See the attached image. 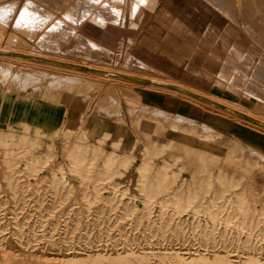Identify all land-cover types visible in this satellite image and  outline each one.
Segmentation results:
<instances>
[{
	"label": "rangeland",
	"instance_id": "obj_1",
	"mask_svg": "<svg viewBox=\"0 0 264 264\" xmlns=\"http://www.w3.org/2000/svg\"><path fill=\"white\" fill-rule=\"evenodd\" d=\"M28 1L0 0V9L12 13L10 20L7 16L0 18V33L4 31L0 48L8 50L7 54L0 52V63L9 67L10 77L0 74V116L21 114V104L58 95L66 96L74 112L76 108L81 112L78 117L68 115L64 124L49 131L19 123L22 117L10 118L11 122L5 121L2 126L0 120V264H182L181 258L189 257V261L201 253L211 257L209 261L219 254L233 264H247L249 259L258 258L263 264L264 153L196 117L163 108L161 111L158 106L133 99L138 93L165 96L163 91L140 85L132 89L129 99V94L123 93L129 84L86 73L91 71L86 70L90 65L123 72L128 56L134 55L166 76L264 119V89L258 85H264V76H256V69H264V45L245 32L243 18L233 21L201 0L215 14L226 18L228 58L223 68L215 65L219 61L215 57L197 59L199 52L192 50L195 44L202 43L198 39L187 42L193 38L179 36L178 45L186 43L183 49L161 43L168 40L173 26L162 14L166 0H157L153 7H136L133 0H114L110 11L125 8L126 27L125 23L118 25L110 20L108 26L98 28L90 19L78 27L70 20L69 13L82 0H31L27 7ZM175 1L166 5L172 8L169 18L182 22L188 28L187 34H194L190 29L200 28L199 19H207L209 14L205 11L201 16L196 11L193 15L197 18L192 19L188 10L191 3ZM130 5L132 11L128 9ZM180 8L184 17L177 15ZM28 11L32 17L23 18ZM25 17L31 19L29 24ZM58 23L75 34H95L102 52L77 54L64 49L56 55L38 47L40 44L36 46L37 37ZM208 23L205 22V31ZM214 23L217 22L212 20L211 28ZM231 50L235 54L253 50V62H260L254 65L252 78L244 86L257 99H248L242 93L237 94L242 102L235 99L232 86L239 80L229 72L235 69L231 67L234 63L241 65L230 58L234 57ZM22 51L37 52L39 57L55 62L69 59L82 69L71 67L76 72L9 57ZM216 51L218 54L219 49ZM208 61L211 69L201 66ZM250 61L243 58L245 64ZM220 70H226L220 75L232 86L216 83L218 75L213 74ZM34 76L40 78L31 80ZM11 101L13 111H4L3 105ZM191 106H184L185 110L199 117L229 119L218 110L196 103ZM93 114L111 121L115 132L95 137L89 130ZM189 124L198 130H187ZM255 130L260 137L264 135ZM157 174L166 179L158 180ZM235 228L243 233L236 234ZM95 252L106 258L88 256ZM141 254H146L143 259L138 258Z\"/></svg>",
	"mask_w": 264,
	"mask_h": 264
},
{
	"label": "crops",
	"instance_id": "obj_2",
	"mask_svg": "<svg viewBox=\"0 0 264 264\" xmlns=\"http://www.w3.org/2000/svg\"><path fill=\"white\" fill-rule=\"evenodd\" d=\"M102 1L103 0H95L94 2H92L90 4L92 7L91 12L87 13L86 16H83V18L81 20L76 21L75 19H77L78 17H70V20L77 27L79 25L82 26L89 19L91 22L94 23V25H93L94 27L98 28V25L108 26V24H107V23H109L108 21L100 24L96 20L89 18L90 16L91 17L94 16L95 11L97 10V6L99 7L100 5H102ZM166 1L167 2L164 5V9L162 11V14L165 16L164 19L168 18V19H170L169 21H172L173 26L171 25L172 27L169 29L168 26L164 25L165 27H167L169 29V32H168L169 38H168V40H163L161 43H165V44H168L170 46L173 45L174 47H176L178 49H183V46H186V43L183 42L182 45H178V44H180V42L177 41L179 36H182V37L185 36L187 38H190V37L193 38V39H186L187 42H188V40H191V42H192V41L198 39L202 43L201 44H198V43L195 44L196 43V41H195L194 42L195 45L193 46L192 51H195V52L198 51L199 55L200 54H202V55L206 54L205 55L206 57L201 58V56L197 55V59L215 57L219 60L215 65L219 66L221 64V65H223V68H225L227 66L226 65L227 64L226 59L228 58V56H227L228 52H227L226 18L222 19L221 16L215 14L213 9L209 6H207L204 2H201V0H194L195 3H193V0H188L192 5V7L190 9H188L191 11L192 19L197 18L193 15V13L196 11H200L201 16H203V14H205V11L209 14V18H207V19L201 18V20L199 19V22L202 24V26L200 28L190 29V30L195 31V33L189 35L190 32H188L189 34H187V32H186V30L188 28H186L182 22L178 23V21H176V20L174 21L173 19L169 18L171 15L170 11L172 12V8H169L166 5L167 4L172 5L171 3L173 0H166ZM177 2L181 3V2H183V0H179ZM167 11H169V12H167ZM176 12H177V15H181V17H184V13H181V12H184V10L182 8L177 9ZM178 12H180V13L178 14ZM198 15H199V12H198ZM203 18H205V17H203ZM212 20L214 22L216 21L217 23H219L218 25H216L214 23L213 24L214 28H211V26H210V25H212ZM61 22H63V20H61ZM205 22L206 23L210 22V23H208L209 25L206 28V31L204 29L205 25H206ZM124 23H118V25L119 24L122 25ZM224 23L226 25H224ZM126 25L127 24L125 23V27H126ZM214 30H217L218 33L215 32ZM67 31H68V28L63 27L59 23L56 24L55 26L53 25V26L49 27L44 34L37 37V40L35 41V45L38 46L40 44V46H38V47L50 52L51 54H56V55L61 54V50L65 51L66 49H68V50L71 49L72 52H76L77 54L82 53V52H90V53L94 54V52L97 50V47L100 46L98 38L95 34H92L91 36H89V35L84 36L82 34H75L72 30V36L70 38H68L65 36V33ZM197 32H199V33H197ZM63 40L65 42H63ZM67 40H70V41L67 42ZM133 41H134V39L131 38L130 43H133ZM210 42H213V45H211ZM206 43H208V45L205 46ZM66 46L68 48H66ZM230 48L232 49L233 46H231ZM216 49H219L218 54H216V52H217ZM195 52L193 54L194 56H196ZM1 53L3 54V52H1ZM4 53L7 54V52H4ZM229 53L230 54L233 53L234 57L232 56L230 58H233L234 60H239L238 63H240V65H241L240 67H238L234 63L231 67H233L235 69L232 70L231 72H229V73H231L232 76H235L239 80L238 81L239 84L237 82V83H234V85L232 84L233 86L229 85L231 83L228 81V79L222 78L220 73L221 72L226 73V70L225 71L220 70L219 72H216L215 74H213V75H218V80H216V83L217 82L218 83H226L227 86L228 85L232 86V89L236 93L235 99L238 100V102H242V101H239V99H237L238 98L237 94H241V93L243 94V95L241 94V96H246V98L249 97L253 100L257 99V97H255L252 94L247 93L244 90L245 84L250 82V80L252 78L254 65L260 63V62H257V63L253 62V59L255 58V54L253 53V50H246L245 52L244 51H238L236 54H235V52H232V50H231V51H229ZM194 56H192V58H194ZM9 57H21V58H24L26 60L34 61L36 63L41 62V63L51 64L49 62H42L40 60L26 58L23 56V54H19L16 56L14 53H11L9 55ZM243 58H245V60H248V59L251 60L249 65L245 64L243 62ZM221 61H222V63H221ZM5 64L6 63H3V62L0 63V74L2 76H4L5 78H10L8 75V68L9 67L5 66ZM211 64L212 63H210V61H208L204 65L201 64V66H204V68H207V69L208 68L211 69L212 68ZM243 64L245 65L244 67H243ZM57 66L62 67L59 64ZM209 73H211V72H209ZM39 78L40 77H38V76H34V77H31V80H37ZM12 84L14 85L15 83L12 82ZM258 85L261 89H264L263 84L261 85V83L258 82ZM213 91H215V90H213ZM167 98H168L167 96L162 97L159 95H154L152 93L151 94H145V96L139 95V99L141 102H148L154 106H158L160 108L169 110L173 113L182 114L185 116L196 117L201 122L212 126L213 128H215L219 132H221L223 134H227V135H233V136L239 138L242 142H246V144L250 145L252 148L260 150L264 153V135L260 137V132L259 133L256 132L255 129L249 128V126H245L244 124H241V123L238 124L237 122L231 121L227 118L225 119L223 117H216V116L214 117L211 115H208V116L203 115V116L199 117V115L195 114L191 110L186 111L185 107H184V106H186V104L179 102V100L170 101ZM226 98L230 99L231 97L226 96ZM12 103H13V101H11V104H9V105H3L5 108L4 111L8 110L9 113L12 112L13 108H14V104H12ZM20 106H22V108L19 110V112H21V114L14 113L12 116L9 114L7 117H4V114L2 113V115H1L2 117L0 116V120H2L1 126L4 125L5 121L11 122L10 118L16 119L18 117H22L19 120V123H21V124H28L31 127L33 126L35 128H40V129L43 128L44 130H48V131L49 130H55L56 128H59L62 124H64V122H66L68 115L74 114V115H76V117H78L80 112H81L79 108H76L75 112H74L71 105L68 106L66 96H63V95H58L57 98H56V96L55 97L51 96L50 98L44 99L42 102L40 100L39 101L33 100V102L27 101V104H21ZM10 107H11V110H10ZM89 123H90L89 124L90 125L89 130L95 137L101 136L105 132H111V133L115 132L114 127H111V124H110L111 121H108V119L107 120L102 119V117H99V114H93L89 118ZM112 123H114V122H112Z\"/></svg>",
	"mask_w": 264,
	"mask_h": 264
},
{
	"label": "bare ground",
	"instance_id": "obj_3",
	"mask_svg": "<svg viewBox=\"0 0 264 264\" xmlns=\"http://www.w3.org/2000/svg\"><path fill=\"white\" fill-rule=\"evenodd\" d=\"M30 1L31 0H29L27 2V4H26L27 7H28ZM94 1L95 0H82L81 3L76 4L73 8V11H71V13H69L70 17H78L79 19L78 18L75 19L76 21L81 20L83 18V16H86L87 13L91 12L92 7L90 4ZM205 1L211 7H213L215 10H217L222 16L225 15L233 21L240 22V18H243L241 23L244 26L245 32L247 34H249L252 37V39H254L255 42H257L261 45H264V0H205ZM69 2H71V1H69ZM128 2L125 1L126 4ZM130 2H132V1H130ZM102 3L104 4V7L102 8V5H100L99 7L97 6L96 17L90 16L89 18L96 20L100 24L105 23V22L110 21V20L115 21V22L117 21L118 23H124L125 22V19H124L125 8L118 9L116 12V10H115L116 7H114L113 13H112V9L110 11V8H111V6H115V1L114 0H103ZM133 3H134V6L138 5V6H142V7H144V6H149V7L152 6L153 7L154 5L158 4L157 0H133ZM105 4H106V6H105ZM130 8L133 9V7H131V5H130V7H128V9H130ZM3 12H4V9H0V18H2V16H4V18H6V16L9 17L8 20H10L12 18V13H9V12L7 13V10H6V12H4V13ZM130 14H132V12ZM29 15H31L29 13V11L26 14L24 12V15L22 17L24 18V16H27V18H28ZM132 15H134V13ZM31 17H32V15H31ZM27 18H26V20L28 21L29 19H27ZM33 18H34V16H33ZM33 18H32V20H33ZM27 21H25V23ZM29 21L31 22V19ZM29 21L27 22L28 24H29ZM37 22L40 23L39 21H37ZM8 23H9V21H8ZM25 23H23V24L25 25ZM34 23H33V25H34ZM38 23H36V24H38ZM132 25L134 26V23ZM32 28H34V27H32ZM4 30H5V28H4ZM3 35H4V31L2 34L0 33V38H3ZM65 36L70 38L72 36V30L68 29V31L65 33ZM12 50H17V49H12ZM102 50H103V48L101 46H99V47H97V50L94 52V54H98L99 51L102 52ZM3 51L6 52L8 50L0 48V52H3ZM3 54H5V53L3 52ZM19 54H23L24 57L35 59V60H36V57L40 56V54H38L37 52H32V51H27V52L22 51ZM28 55H30V56H28ZM118 55H120V54H118ZM128 57H129V60L126 63V65L123 69L124 70L123 72L113 70V69H110L108 67H93L92 65H90L86 70H91V71H88L86 73L90 74V76L98 77L100 79L109 78V79H111L115 82H118L120 84H129V86H128L129 88L127 89V91L123 92L124 94L125 93L129 94V96H128L129 99L131 97L132 92H134L132 89L135 88L137 90V88L140 85H142V86H145L144 88H146L148 90H153V91H158V92L163 91L166 94H165V96H162V97H166V96L172 97V98L177 97L176 100H179V102L184 103L186 105L191 106V104L196 103L197 105H199L203 108H211L214 110H218L221 114L227 115L229 120H231V121L233 120V117H236V116H241L242 118H249L250 120H253L254 122H256L254 120V119H256V120H258L259 125L256 123H253V121L252 122L246 121V120L242 119L241 117H238V118L236 117L237 119L235 120V122H238V123L245 122L249 127L264 132V127H263L264 126V119H261L257 116H253V115L241 110L238 107V105H235L232 102H229L225 99L219 98L218 96H214V95H212V94H210V93H208V92H206L200 88L192 86L186 82L173 79L170 76H166V75L160 73L157 69L155 70L152 66L147 64L142 59H140L134 55H130ZM11 58L18 59V60L25 61V62L35 63L34 61L26 60V59L21 58V57H11ZM39 58H41V57H39ZM42 60H43L42 62H47L44 60V58ZM56 61L57 62L54 61V63L49 62L51 64H46V63H41V64H43L45 66H57L59 62H62V63H65V65H63V64L61 65L62 68H67L68 70H73V68H71V66H68L67 64L77 65L75 62H73L69 59H65L62 61L56 60ZM39 63L40 62H38L36 64H39ZM74 68H76V67H74ZM79 69H82V67ZM73 71H76V70H73ZM82 72H84V71H80V73H82ZM256 76H258V77L264 76V69L262 67H259L258 69H256ZM61 79H64V78H61ZM256 94L261 95V92H256ZM139 95L145 96V93H143V94L138 93V95L134 96L133 99L134 98L139 99ZM168 95H173L175 97L168 96ZM160 110L163 111L162 108ZM245 114L254 118V119L247 117ZM243 115H245V116H243ZM189 125H191V127ZM189 125H187V128H188L187 130H189V129H191V131L198 130V127H196L194 124H189ZM26 126L29 127L28 124H26ZM106 163L110 164L111 162L107 161ZM156 177L158 180H160L161 178L166 179V177H164L163 174H157ZM255 194H257V193H255ZM195 213H197V212H195ZM217 221L219 222L220 219L218 218ZM216 225H218V224L216 223ZM211 226L215 227L214 225H210V227ZM235 233L236 234H238V233L242 234L243 232H242V230L239 229ZM145 255L146 254L138 255V258L143 259V256H145ZM88 256L89 257H95V258H106L105 254H101L99 252L89 254ZM176 256L178 258H181V256L178 254H176ZM75 257H77V255H75ZM107 258H109V257H107ZM121 258H123V257H121ZM188 258H186V257L181 258V263L182 264H233L231 261L228 260V257L222 256L219 254L214 255L212 257V261H209L211 257H208L207 255L202 254V253L196 254L194 257H191L192 259H190L189 261H187ZM259 260H260L259 258L258 259H249L247 264H262V263H259ZM263 264H264V262H263Z\"/></svg>",
	"mask_w": 264,
	"mask_h": 264
},
{
	"label": "water",
	"instance_id": "obj_4",
	"mask_svg": "<svg viewBox=\"0 0 264 264\" xmlns=\"http://www.w3.org/2000/svg\"><path fill=\"white\" fill-rule=\"evenodd\" d=\"M43 58H39V57H36V60H40V61H43L42 60ZM45 61H47V62H52V63H54V61H51V60H48V59H44ZM58 64H60V65H65V63H62V62H59ZM67 64V63H66ZM68 66H71V67H78V68H81V67H79V66H77V65H73V64H67ZM243 116H245V115H243Z\"/></svg>",
	"mask_w": 264,
	"mask_h": 264
}]
</instances>
